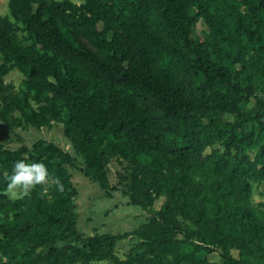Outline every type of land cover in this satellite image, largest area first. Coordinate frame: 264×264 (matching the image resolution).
Masks as SVG:
<instances>
[{
  "label": "trees",
  "instance_id": "trees-1",
  "mask_svg": "<svg viewBox=\"0 0 264 264\" xmlns=\"http://www.w3.org/2000/svg\"><path fill=\"white\" fill-rule=\"evenodd\" d=\"M240 1L264 59V0ZM214 2L7 1L8 14H0V120L14 125L19 121L13 114L20 112L38 129L61 121L83 157V174L105 189L116 188L106 180L109 160L144 161L161 174L154 193L164 196L157 211L160 225L192 247L182 251L168 236L150 256L120 258L114 251L119 235L85 236L72 229L77 213L71 154L53 144L30 153L0 144V213L5 216L0 254L15 259L11 247L26 243L17 264H264V208L251 204L249 180H264V142L254 159L246 154L261 138L257 125L263 127L264 98L258 86L250 79L242 83L227 65V60L243 63L240 55L224 57L220 46L209 48L191 38L198 18L217 30ZM20 30L29 43L19 39ZM14 69L24 75L22 93L4 79ZM248 102L254 103L253 116L217 119ZM249 120L255 123L244 131ZM219 140L221 151L205 153ZM18 159L43 161L63 191L50 179L46 191L33 187L28 195L10 199L7 178ZM131 197L148 210L149 197ZM214 250L220 262L207 258Z\"/></svg>",
  "mask_w": 264,
  "mask_h": 264
},
{
  "label": "rangeland",
  "instance_id": "rangeland-1",
  "mask_svg": "<svg viewBox=\"0 0 264 264\" xmlns=\"http://www.w3.org/2000/svg\"><path fill=\"white\" fill-rule=\"evenodd\" d=\"M7 1L0 0V14L2 15L8 14ZM71 1L81 3L83 0ZM212 11L219 14L220 22L217 30L211 31L204 20L198 18L192 30L191 38L200 41L209 48H213L215 44L220 46L221 54L224 57L233 54L240 55L243 63L240 61L239 63L231 62L229 65L227 60V65L242 83H247L250 79L254 85L258 86V93L264 98V59L257 50L255 41L257 31L247 13L246 6L240 0H215ZM18 37L22 42L29 43V40H26L27 35L23 31H18ZM23 78L24 75L16 69L11 70L4 77L6 82H11L14 85L18 93L25 90L22 82ZM30 95H32V92ZM31 103L33 106L35 105L33 101ZM253 106V102H248L241 105L234 112L218 115L217 119L221 123L244 120L246 115L249 117L254 113ZM13 115L19 121L14 125L10 126L0 120V144L4 147L12 149L25 147L30 153L40 146L53 144L73 156L74 164L68 166L73 189L72 204L77 213V220L72 226L73 230L85 236L104 233L119 235L114 251L120 258H126L128 255L136 258L150 256L157 250V244L162 241L163 237L168 236L174 238L182 247V251L191 250L192 246L183 241L181 234L165 232L157 219V211L164 200L163 195H159L157 198L154 197L155 189L162 181L161 174L158 171L155 172L153 168L148 169L144 161L133 165L122 159L112 158L105 165V175L107 183L116 186V188H102L97 182L92 181L83 174L81 170L84 165L83 157L75 149L70 137L63 133L61 121L52 120L50 125L38 129L25 123L20 112H15ZM254 123L255 120H249L244 131L250 129ZM262 125L263 127L257 125V132L261 136L257 142L258 144L251 149H246V154L251 159H254L255 153L260 148L259 143L264 142V118ZM214 148L219 149V151L222 150L220 140L206 147L205 153ZM249 180L252 187L250 202L254 207L263 209L264 180L251 178ZM49 185L50 180L34 187L43 188L46 191ZM131 194L139 197H149L148 210L144 209L138 201L133 200ZM7 196L10 198L8 191ZM4 219L5 216L0 213V221ZM178 219L183 224H191L190 221L183 220L181 216ZM61 243L67 244L64 239H61ZM229 244L231 254L237 257V247L232 242H229ZM28 247L26 243L14 244L10 252L17 258L9 259V257L0 254V264L22 262L21 253ZM207 258L212 262L221 261L219 253L215 250L209 252ZM96 263L97 261H91L87 264Z\"/></svg>",
  "mask_w": 264,
  "mask_h": 264
},
{
  "label": "clouds",
  "instance_id": "clouds-1",
  "mask_svg": "<svg viewBox=\"0 0 264 264\" xmlns=\"http://www.w3.org/2000/svg\"><path fill=\"white\" fill-rule=\"evenodd\" d=\"M55 183L58 191H63L64 185L58 177H51L47 165L43 161L27 162L18 159L13 165V171L7 178L6 188L12 199H20L28 195L33 187L49 180Z\"/></svg>",
  "mask_w": 264,
  "mask_h": 264
}]
</instances>
